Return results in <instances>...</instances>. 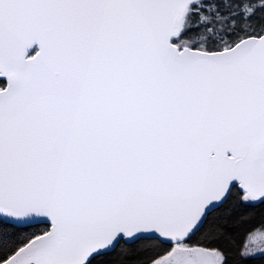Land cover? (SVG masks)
<instances>
[{
  "label": "snow or ice",
  "instance_id": "obj_1",
  "mask_svg": "<svg viewBox=\"0 0 264 264\" xmlns=\"http://www.w3.org/2000/svg\"><path fill=\"white\" fill-rule=\"evenodd\" d=\"M0 264H264V0H0Z\"/></svg>",
  "mask_w": 264,
  "mask_h": 264
}]
</instances>
